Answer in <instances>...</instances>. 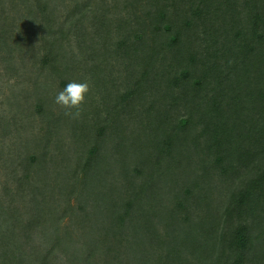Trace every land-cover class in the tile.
Wrapping results in <instances>:
<instances>
[{"label": "trees", "instance_id": "1", "mask_svg": "<svg viewBox=\"0 0 264 264\" xmlns=\"http://www.w3.org/2000/svg\"><path fill=\"white\" fill-rule=\"evenodd\" d=\"M144 1L146 3L141 6L143 13L140 16L137 10L133 9L136 7L130 6L126 9L128 16L121 17L118 29L128 27L129 31L125 39L118 41L120 46L118 54L120 57L123 56V64L128 72L145 67V71L141 70V75L147 76L145 82L149 80V84L142 86L139 79L133 83L127 79L124 91L126 100L123 98L120 100L123 101L124 113H128L131 106L125 104V101L127 103L132 99L131 104H134L136 99L133 98L141 99L140 112L136 110L134 114L133 110L131 119L136 118L140 122L147 119V127L152 138L150 141L146 138L142 146L147 149H141L143 154H140L139 158L132 153L134 155L132 163L138 164V169L135 168V174L129 172L127 174L132 186L123 193L125 197L121 202L125 206L116 210L118 222L127 224L130 214L141 209L145 202H149L144 194L153 192L154 189L151 187H157L156 174L163 160L190 161L192 165L194 161L191 153L202 154L207 150L212 162L210 163L208 159L206 162L219 177V182L225 183L227 180L233 182L235 179L239 182L244 181V187L241 191H232V187L221 191L219 197L225 195L227 200L221 208L213 207L216 193L211 191H218L219 188L217 185L211 187L215 184V177L211 173L208 174L209 166L195 165L203 167L205 174L209 176L210 184L206 191H199L198 194L196 193L198 191H193V188H198L196 184L189 186L184 192H176L173 198L171 197V202L166 205L169 220L181 221V225H188L191 221L198 222L203 239H212V246L204 248L199 253L195 252L198 255L196 264L222 262L227 264L222 252L223 247L224 250L227 248L231 252L228 257L232 256V260L228 264H256L255 241L259 242L264 235V226L261 228L258 222L260 216L264 217V181L261 183L252 180L247 172L264 166V162L261 161L264 160V74L259 77V83L247 87L252 83L253 76L246 66L258 65V70H264V53L260 54V51L264 50V0H245L244 7H236L232 0ZM180 2L190 8V14L183 11L185 7L181 6ZM38 5V11L44 12L42 15L44 30L47 32L49 27L45 67L54 68L58 64V57L54 55V51L61 46V27L54 28L55 21L52 18V11L46 7L47 3L43 6L39 0ZM81 6L71 10L70 24L74 28L79 27L80 21L75 23L74 18L75 11H79ZM94 12L95 10L92 11ZM96 20L97 23L101 22L99 18ZM0 22L1 51L11 47V40L9 31L5 30L8 27L3 23L5 21H1V17ZM129 24L139 27L131 30ZM102 32V28L97 26L96 33L101 35ZM188 32H193L196 37L192 43L194 51L189 49L190 43L183 41V33ZM59 42L60 45L56 47ZM78 46L82 47L81 42H78ZM79 50L81 52L82 49ZM168 53H171V58H168ZM72 58H76L75 54H72ZM169 60L174 66L170 67L167 63ZM92 68L98 69L92 74L94 81L99 83L101 79L100 86H97L95 91L104 110L108 111V116L116 114L117 111H110V107L113 109L119 107V104L116 106L113 104L114 92L108 87V83L105 84L106 77L99 75L101 70L96 66ZM170 74L172 78L168 80L166 76L170 77ZM161 81L166 84L163 91L158 87ZM175 90L176 94L173 93ZM243 92L246 94L243 95ZM149 93L157 96L152 102L146 99ZM169 94L172 96V104L167 106L162 101ZM91 95L88 93L86 98ZM205 96L208 99L204 101ZM179 101L183 102L186 112L184 116L175 117L170 114L169 108L180 106ZM82 111L84 114L74 120L76 129L95 127L103 134L110 129L114 138L120 137V134L122 136L123 130L121 125L116 123L118 120L116 115L111 119H108V116L96 115L92 119V111L87 109L86 103L82 106ZM95 121L96 124H93ZM131 125L134 126L133 123ZM192 134L194 136L190 138ZM119 148L120 145L117 144V151ZM239 152L254 159L242 161ZM92 153L95 154L92 163L97 167L93 175L95 177L93 180L91 177L85 180L83 182L85 186L81 189L77 187L78 181L69 182L72 186L66 188L68 190L65 193L68 196L66 210L69 208V201L75 197L81 204L92 201L91 212L94 215L93 207L98 205L94 191L88 194L84 191H89L95 179L105 174L103 169L105 159L99 157L101 151L98 144L92 149ZM258 160L261 161V165L256 163ZM139 165H142L141 168ZM260 173L264 179V167ZM124 185L125 183H122L119 191H122ZM29 194L32 205L26 202L22 207L29 214L27 223L22 220L18 207L5 209L3 206L5 198L0 196V218L5 216L0 220V264H57L55 261L61 260L58 252L62 254L66 264H100L102 263L100 260L104 261L102 264H111L105 257L112 252V245L107 247L103 241L97 246H92L93 242H86L82 250L80 248L82 244L76 240L79 239L78 233L68 229L71 226L77 229L78 226L70 224L61 229L55 211L48 213L50 201L37 196L39 191H28L27 195ZM108 199L114 203L118 202L116 196L111 193H108ZM190 199L196 202L195 207L191 206ZM55 203L57 204V200ZM210 211L211 215L206 216ZM211 216L215 219L216 228L209 234L206 225L209 224ZM133 218L136 219L131 215L130 219ZM85 219L83 216V221ZM78 222L82 224L80 217ZM228 228L230 231L224 232ZM218 232L221 233V237L218 236ZM150 233L152 234V230ZM119 243L121 241L113 244ZM181 244L176 243L174 248L172 245L163 248L164 243L149 245L147 242L144 248L149 252L141 264H147L148 261L155 262L153 264H177L175 254L171 255L172 258L168 261L162 258L155 260L151 251L160 249L176 251L178 247L180 249ZM182 255L180 253V264L185 261ZM261 264H264V259Z\"/></svg>", "mask_w": 264, "mask_h": 264}, {"label": "rangeland", "instance_id": "2", "mask_svg": "<svg viewBox=\"0 0 264 264\" xmlns=\"http://www.w3.org/2000/svg\"><path fill=\"white\" fill-rule=\"evenodd\" d=\"M88 1L41 0V4L44 6L47 3L46 7L52 11V18L55 21L54 28L55 26L56 29L61 27V46L54 51V55L58 57V64L55 66L56 68H53L52 66L45 67V55L48 54L45 47L49 45L46 43H49V36H47L49 27L46 32L42 18L44 12L38 11L39 0H0L1 21H5L3 23H6L8 27L5 30L9 31L11 40V47L0 51V196L5 198L3 206L7 210L12 206L18 207L22 220L27 223L29 214L22 208L26 202L32 205L30 194L28 196L27 192L39 191L37 196L50 201L48 213L55 211L61 229L70 224L78 226L77 229L73 226L68 229L78 233L79 239L76 240L82 244L80 247L82 250H84L86 242H93L92 246H97L103 241L107 247L112 245V252L105 257L111 264H141L149 252L147 248H144L147 242L149 245L164 243L163 248L169 245L174 248L176 243H182L181 251L178 247L176 251L160 249L151 251V253L155 260L162 258L167 261L175 254L177 264H180V253H182V258H185L183 264H196L198 255L195 252L199 253L204 248L208 249L212 246V239H203L198 222L191 221L188 225H181V221H170L166 205L171 202V197L173 198L176 192H184L189 186L198 185V188H193V191H198L197 194L199 191H206L210 182L209 176L207 173L205 174L202 167L204 165L210 168L208 174L211 173L215 177V184H212L211 187L216 185L219 187L218 191H211V193H216L213 207L221 208L227 200L225 195L219 197L221 191H226L228 187H232V191H241L244 181L239 182L234 179L233 182L225 181L226 184L219 182V177L214 174L215 171L206 162L207 159L210 163L212 162L207 150L202 154L191 153L195 163L192 165L190 161L165 159L156 174L157 187H151L154 189L153 192L144 194L145 199L149 202H145L141 209L134 210L135 212L130 214V217L132 215L136 219L131 220L129 217L127 224H119L116 210L125 206L121 202L125 197L123 193L132 186L130 180L127 179V174L128 172L135 174V168L138 167V164L132 163L133 154L139 158L140 154H143L142 150L147 149L142 146L146 138L150 141L152 137L150 129L147 127V119L143 120V116L141 122L136 118L131 119L133 110L134 114H136V110L140 112V98H133L136 99L134 104H131L132 99L127 103L125 101V104L131 106L128 113H124L122 108L123 101L120 99H125L126 96L124 94L126 80L129 79L133 83L139 79L142 86L148 85L149 80L145 82L147 76L142 77L141 75V70L145 71V67H142L141 70L134 69V71L128 72L123 64V56L120 57L118 54L120 51L118 41L125 39L129 29L119 26L121 28L119 30L118 24L122 20L121 17L128 16L126 9L130 6L136 7L133 9H136L140 16L143 13L141 6L146 1ZM181 1L186 2V0ZM232 1L236 7L245 6V0ZM183 2H180V5L185 7L183 11L190 14V8ZM223 2H227V0H223ZM80 6L81 9L75 11L74 18L75 23L80 21L79 27L74 28L70 24L71 10ZM93 10H95L94 13H92ZM97 18L101 19L100 23H97ZM97 26L103 30L101 35L96 33ZM129 27L133 30L139 26L129 24ZM193 34V32L183 33V41L190 43L188 47L194 51L192 43L196 37ZM78 42H81L82 47L78 46ZM59 45L60 42L56 47ZM79 49H82L81 52ZM263 53L264 50H261L260 54ZM72 54H75L76 58H72ZM171 57V53H168V58ZM167 63L170 64V67L174 66L170 60ZM159 65L160 63L158 64L160 69ZM93 66L101 70L99 75L106 77L105 84L108 83V87L115 94V103L113 104L115 106L119 104V107H115V109L110 107V111H117L116 114L108 116V111L104 110L101 99L96 94L95 89L100 86L101 79H99V83H96L92 78V74L98 70L92 68ZM225 67L227 66L225 65ZM246 67L253 76L252 83L247 87L259 83L258 79L264 74V70H258V65ZM166 78L169 80L172 75L170 74V77L166 76ZM72 81L89 84V93L92 95L86 98L85 103L87 109L92 111V119L96 115L108 116V119L116 115L118 118L116 123L120 124L123 130L122 136L120 134V137L114 138L110 129L104 134L95 127L76 129L75 118L69 116V118H65L66 109L58 106L55 103V98ZM158 87L163 91L166 84L161 81ZM173 93L176 94L177 91L175 90ZM245 94L243 92V95ZM156 97L155 94L149 93L146 99L152 102ZM117 99L119 101L116 102ZM203 99L205 101L208 98L205 96ZM162 103L167 106L171 105L172 96L170 94L165 96ZM179 104L180 106L169 108L171 115L184 116L186 112L184 104L181 101ZM82 114H84L83 111ZM96 121L93 124H96ZM131 121L134 126L131 125ZM193 136L194 134L190 138ZM97 144L101 151L99 157L102 156L105 159L103 169L106 175L102 174L98 179L96 178L91 189L84 191L85 194L94 191V198L98 202V205L93 207L94 215L91 212L92 201L89 200L87 203L81 204L75 197L69 201V208L66 210L68 206V196L65 195L68 191L66 188L72 186L69 182L78 181L77 187L81 189L85 186L83 184L85 180L90 177L93 180L95 177L93 175H95L97 167L92 163L95 156V154L92 155V149ZM117 144L120 145L118 151ZM237 146L239 149L240 144L238 143ZM239 154L242 161L254 159L248 154L241 152ZM261 161L264 162V160ZM261 161L258 160L256 163L261 165ZM155 163L157 164V162ZM198 164L202 166L196 167L195 165ZM139 166L141 168L142 165ZM263 167L258 166L255 171L252 169L247 173L252 180L262 183L264 179L260 172ZM122 183L125 185L122 191H119ZM58 191L61 192L58 193ZM207 192L210 193V191ZM108 193L116 196L118 202L114 203L113 200H109ZM55 200H57V204ZM189 201L192 207L196 206L195 201L191 199ZM80 215L86 219L83 221V216ZM210 215L211 211L206 216ZM79 217L81 222L83 221L81 225L78 222ZM139 219L142 220L136 222ZM251 222L253 224L252 220ZM258 222L259 226L263 228L264 217L260 216ZM3 225L6 224L3 223ZM206 227L209 234L216 228L215 219L212 216ZM226 231L229 232L230 228L224 232ZM218 236L221 237L220 232H218ZM225 239L224 237V241ZM118 241L121 243L113 244ZM256 244L257 256L254 257V262L261 264L264 259V235L261 236L259 242L255 241ZM222 250L227 264L231 263L232 256L228 257L231 252L227 248L224 250V247ZM58 255H61V260L55 262L66 264L62 254L58 252ZM100 262L104 263L103 260ZM153 263L155 262H147V264Z\"/></svg>", "mask_w": 264, "mask_h": 264}, {"label": "clouds", "instance_id": "3", "mask_svg": "<svg viewBox=\"0 0 264 264\" xmlns=\"http://www.w3.org/2000/svg\"><path fill=\"white\" fill-rule=\"evenodd\" d=\"M90 91L87 82H69L55 98V103L68 111L65 115L72 118H79L82 113V106L86 102V96ZM74 110V111H73Z\"/></svg>", "mask_w": 264, "mask_h": 264}]
</instances>
